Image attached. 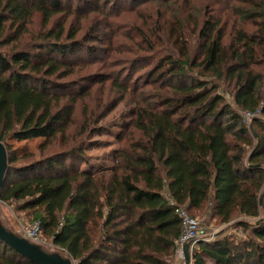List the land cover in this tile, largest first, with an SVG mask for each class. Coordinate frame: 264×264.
<instances>
[{
    "label": "trees",
    "instance_id": "1",
    "mask_svg": "<svg viewBox=\"0 0 264 264\" xmlns=\"http://www.w3.org/2000/svg\"><path fill=\"white\" fill-rule=\"evenodd\" d=\"M122 1L0 0V141L9 162L2 202L32 215L53 246L77 264H175L182 231L176 206L191 213L208 204L222 223L237 216L254 221L236 224L249 237L199 241L194 264H205L206 257L215 264H264V117L254 118L252 132L219 86L205 79L208 72L234 81V103L264 116V72L257 69L264 66L258 51L264 48V0H239L242 7H231L239 19L231 26V18L224 22L213 13L201 24L195 20L197 52L178 14L164 29L141 31L137 43L144 55L135 59L132 76L90 71L96 61L80 53H111L112 27L99 19L82 32L80 20L68 19L110 15ZM250 2L255 7L246 8ZM36 14L44 30L31 35ZM165 29L184 44L155 61ZM197 69L203 74H194ZM96 85L102 97L90 108ZM107 89L114 97L104 98ZM129 101L131 119L117 134L113 164L88 170L90 138L105 129L101 122L119 103ZM72 125L76 131L69 136ZM40 137L38 159L19 156L8 144L10 138ZM0 264L35 263L0 239Z\"/></svg>",
    "mask_w": 264,
    "mask_h": 264
},
{
    "label": "rangeland",
    "instance_id": "2",
    "mask_svg": "<svg viewBox=\"0 0 264 264\" xmlns=\"http://www.w3.org/2000/svg\"><path fill=\"white\" fill-rule=\"evenodd\" d=\"M233 5L242 7V3L239 0H153L152 2H148L146 4H140L138 2L136 3V0H123L111 8L113 13H110V15L102 16L97 13H88V15L81 16L79 19H76L74 18V15H71L67 24L80 20V23L83 27L82 32H84L91 28V26L94 25L99 19H102L106 24L109 22L113 30L111 41L113 42L114 47L112 52H109L108 54V52L105 53V51H94L93 54H88V51L84 49L80 53V58L88 61H96V64H94V66L89 69L90 71L102 70L110 73L116 69V71H125V74H131L132 76L134 74V70L136 67H138L136 65L135 59H138L139 56L144 55V50L137 43L139 35H141L140 33L143 29L150 30L151 28L160 26L164 29L166 27L164 23L168 24V21L170 20L171 24H174L175 19L173 17L179 14L181 17L185 18L183 21V31L188 39L189 45L191 46V50L194 53L195 50L197 52L199 46L196 35L197 28H194L195 20H197L196 23L201 24L202 21L205 20L206 15L208 17L207 13H213L216 17H222L224 22L228 18H231V26L235 19H239V15L235 14L234 10L231 8ZM245 7L253 8L255 6L252 2H250L249 4L245 3ZM190 13H193L194 16H191V19L189 20L187 19V16L191 15ZM144 20H147V22H144ZM153 21L155 23L151 26ZM28 27L31 35H37L43 31L44 24L42 16L36 14L31 19ZM83 34L84 33H81V35L78 36V39L83 38ZM162 35L165 37L159 39L157 46L158 53L155 54V61L162 57L166 52H177L179 44L181 42L183 43L182 38L179 39L178 42H176L174 37L170 38L168 29H165ZM108 44L109 42L101 43L104 50H106ZM258 51L259 53H263V46H259ZM257 69L264 72V66H258ZM197 73L199 74L201 72H198L197 69L194 71V74ZM205 79L212 81L219 86L218 92L223 94L226 97V100L238 112H240L243 118V123L250 129L253 128L255 117H259L260 115L261 117H264L259 110L256 112L244 110L234 103L233 94L237 90L234 81L228 78L218 80L208 72L205 75ZM101 90L102 88L100 86H94L92 90L93 94L87 100L90 108H93V106L96 105L101 99ZM106 92L107 95L104 98H107L108 96L114 97L115 93L109 92L108 89ZM82 107L83 103L80 102L77 105L76 111V119L78 123L81 120ZM133 107L134 103L130 101L127 103H119L118 106L101 122V125L105 129L96 133L90 138L85 151L91 157V162L84 167H88V170L100 171L105 168V165L110 166L113 164L114 150L120 146V141L118 140L117 134H120V132L125 129L124 126L130 121L131 109ZM253 129L252 132H254ZM75 131L76 125H72L68 129L67 133L70 136L73 135ZM44 140L45 139L42 137L21 141L10 138L8 140V144L17 152L19 156L33 153L35 154L36 159H38L41 157L39 147L44 142ZM59 142L60 140L57 141V143ZM60 146L61 145H58L57 147ZM54 149H56V147L48 149L46 153H49ZM190 214L194 215V217L200 221V235L202 236L201 240L206 241H212L218 237V235L225 234H236L239 236V238L249 237V235L236 224L241 219L251 222L254 221V218L237 216L230 222L222 223L218 219L211 217L210 207L208 204L204 209L191 211ZM1 218L7 227L12 228L14 231L20 234H22L23 226L33 224L35 222L32 221V215L26 214V212L17 211L14 205L9 206L3 202L1 206ZM43 237L46 240V242L43 243L45 247H47V249L50 251H56L57 249L52 245V238L47 237L44 233ZM192 256L193 251L191 252L189 264H194V258ZM205 259V264H215L212 259L208 257ZM174 262L175 264H186L185 258L178 256H176Z\"/></svg>",
    "mask_w": 264,
    "mask_h": 264
},
{
    "label": "water",
    "instance_id": "3",
    "mask_svg": "<svg viewBox=\"0 0 264 264\" xmlns=\"http://www.w3.org/2000/svg\"><path fill=\"white\" fill-rule=\"evenodd\" d=\"M8 170V151L6 144L0 141V239L35 264H77L69 255L62 251H50L44 245L30 240L4 224L1 218L2 192L7 179ZM183 251L186 264H189L191 259L189 243L184 245Z\"/></svg>",
    "mask_w": 264,
    "mask_h": 264
},
{
    "label": "built area",
    "instance_id": "4",
    "mask_svg": "<svg viewBox=\"0 0 264 264\" xmlns=\"http://www.w3.org/2000/svg\"><path fill=\"white\" fill-rule=\"evenodd\" d=\"M175 211L182 222V231L176 240V254L178 257L185 258L183 251L184 245L189 243L192 252L195 250L197 243L202 239V236L200 235V221L192 216L184 206L177 205ZM22 235L42 245L46 242L39 221L23 226Z\"/></svg>",
    "mask_w": 264,
    "mask_h": 264
}]
</instances>
